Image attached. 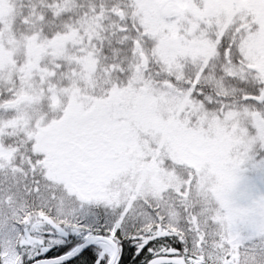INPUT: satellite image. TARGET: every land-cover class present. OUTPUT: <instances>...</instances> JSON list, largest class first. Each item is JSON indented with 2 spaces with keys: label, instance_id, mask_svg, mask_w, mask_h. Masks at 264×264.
<instances>
[{
  "label": "snow or ice",
  "instance_id": "6c2138e0",
  "mask_svg": "<svg viewBox=\"0 0 264 264\" xmlns=\"http://www.w3.org/2000/svg\"><path fill=\"white\" fill-rule=\"evenodd\" d=\"M0 264H264V0H0Z\"/></svg>",
  "mask_w": 264,
  "mask_h": 264
}]
</instances>
